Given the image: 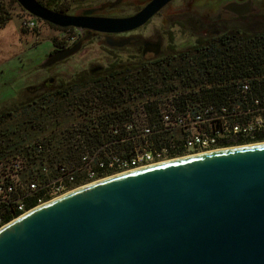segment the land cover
<instances>
[{
    "label": "water",
    "instance_id": "95a60500",
    "mask_svg": "<svg viewBox=\"0 0 264 264\" xmlns=\"http://www.w3.org/2000/svg\"><path fill=\"white\" fill-rule=\"evenodd\" d=\"M16 1L59 28L124 34L173 0H153L129 18L72 16L37 0ZM78 49L52 55L46 66ZM0 264H264V143L78 188L0 229Z\"/></svg>",
    "mask_w": 264,
    "mask_h": 264
},
{
    "label": "rangeland",
    "instance_id": "374dc122",
    "mask_svg": "<svg viewBox=\"0 0 264 264\" xmlns=\"http://www.w3.org/2000/svg\"><path fill=\"white\" fill-rule=\"evenodd\" d=\"M37 1L66 15L78 16L85 13L104 18H126L137 11L138 3L134 1L133 5H129L124 2L114 6L118 0ZM188 1H178L173 6L177 10L176 12L180 13L186 9L185 5ZM1 12L8 14L11 20L0 29V146L6 147L7 144L14 143L23 145V148L27 149L21 153L16 151L3 161L20 158L25 163V172L30 173L35 167V164L32 165L31 162L34 161V158L35 161L38 159L35 155H31L33 151L30 147L43 146L44 144L49 148L45 150L44 154H41L39 162L41 165L49 166L52 172L60 165L85 169L83 164L77 163L81 153L73 145L81 144L86 140L80 132L85 133L92 130L95 127V117L98 116L100 121H97L104 123V119L113 113L112 105L114 108L115 105L109 104V92H113L111 93L112 98L118 96L123 93L124 84L116 82L115 87V83L108 77L109 71L120 73L123 69L136 66L139 62L130 59L137 49L132 46L110 51L104 36L93 34L85 38L83 48L75 55L73 54L74 56L71 55L69 60L63 62L68 57L47 67L46 63L54 55L52 52L55 49L72 45L75 40L81 38V35L78 32L60 30L36 19L26 12L16 0H0ZM190 17V24L187 23V26L191 28L180 26L181 20H189ZM190 17L176 16L172 17L170 21L169 18L166 21L161 17L157 18L139 33L138 42L142 40L141 37H153L158 30H166L171 32V37H175L176 45L181 46L189 40L188 32L196 33L201 30L200 18L191 15ZM31 23H35V26L30 25ZM73 39L75 40L73 41ZM243 46L245 45H242L241 48ZM190 49L185 54L183 52L189 49L181 52V59L171 61L172 66L182 62V66L175 67V72L182 73L184 65L187 67V64L199 58V54L193 51L194 47L192 46ZM158 62L161 61L147 63L146 66L139 67L138 71L126 72L121 79L127 81L143 79L145 84H149L153 87L152 91H155V93L150 92L152 95L148 98L155 100L169 92L164 91L166 86H170V81H174L175 84L180 83L178 80L170 79L173 73L166 74L168 69L166 63L159 66ZM119 67H123V69L119 70ZM96 68H99L95 70L97 75L89 77L88 74L92 73L91 70ZM50 79H53L51 84L48 82ZM98 79H101L102 82L92 83ZM89 80H91L90 84L82 85ZM71 84L74 87H70ZM165 84L168 85L164 86ZM113 86L114 89L110 90ZM86 100L93 105L89 107L88 104L87 107L83 106L84 104H79L80 101L86 102ZM139 102L140 99L131 101L129 106H136ZM117 104V109H120L119 103ZM125 105L127 106L126 103ZM89 108H91V118L86 113H80L82 110L88 112ZM113 118L116 117L113 116ZM102 127L104 128V125ZM83 153H91V151L85 149ZM26 154L28 155L24 158ZM40 163L36 165L37 169ZM84 172V170L82 173L80 172L78 187L90 184L86 180V172ZM111 176L113 174L100 179Z\"/></svg>",
    "mask_w": 264,
    "mask_h": 264
},
{
    "label": "built area",
    "instance_id": "2783aa9c",
    "mask_svg": "<svg viewBox=\"0 0 264 264\" xmlns=\"http://www.w3.org/2000/svg\"><path fill=\"white\" fill-rule=\"evenodd\" d=\"M206 59L205 66H211V59L212 66L222 65L224 61L218 51ZM214 70L215 67L201 73V77L195 76L196 79L187 75L171 76L170 79L180 83L165 84L164 92H169L155 100L148 98L152 95L150 92L155 93L149 84L144 83L142 88L131 92L128 83H122L124 91L118 94L119 102L110 103L115 105V108L112 105L113 116L118 112L121 118H106L103 123L95 117V127L84 134L80 132L86 140L73 145L81 153L77 163L86 167L83 169L86 180L92 184L107 175H121L234 146L264 143L239 144L264 136V92L255 90L248 82L239 84L238 80L228 90L219 86L222 101L209 102L203 97L212 88L207 81L208 73ZM113 82L116 87L117 81ZM109 93L111 96L113 92ZM139 99L135 108L129 106L131 101ZM92 105L89 103V107ZM80 113L90 117L91 108ZM85 149L91 153L82 154ZM38 152L43 154L42 146ZM37 156L30 173L25 172V163L20 158L0 163V229L33 209L81 188L78 185L82 167L60 165L52 172L49 166L41 165V156ZM15 211L20 214L15 216ZM7 212L12 218L9 222H6Z\"/></svg>",
    "mask_w": 264,
    "mask_h": 264
},
{
    "label": "flooded vegetation",
    "instance_id": "af4514ba",
    "mask_svg": "<svg viewBox=\"0 0 264 264\" xmlns=\"http://www.w3.org/2000/svg\"><path fill=\"white\" fill-rule=\"evenodd\" d=\"M134 1L138 2L136 5L137 11L126 18L135 16L153 2V0H118L114 6L123 4L124 2L133 5ZM178 1L182 0L171 1L144 26L124 34H103L89 30L81 31L76 28L57 27L60 30H67L68 32H78L81 35V38L77 41L75 40L70 46L66 45L61 47L62 49H55L52 54L70 50L74 47H79V51L83 48V41L88 35L99 34L104 36L106 45L110 48V51L111 49L115 50L120 48H130L132 46L135 47L137 52L130 60L139 62L136 64V67H142L146 66L147 63L149 64L155 61L175 60L181 55L183 50L189 49L186 52H183V54H185L191 50L190 47L192 46L195 49L196 47H201L203 45L209 50L213 45H216V48L214 49H225L227 47H234V45L239 46L245 42H252V39L253 41H264V0H189L186 2V9L177 13V10H175L173 6H175ZM84 15L87 14L84 13L78 16ZM190 15L198 16L200 18L199 24L201 25V30L196 33L188 32L190 36L185 44H182L181 46L176 45L175 37H171V32L166 30H158L153 37H141L142 40L138 42L139 33L144 31L155 19L161 17L166 21L169 18L168 20L170 21L172 17H190ZM89 16L96 17L94 14ZM190 19L191 17L189 20H181L182 23H179L180 26L184 25L185 28H191L187 26V23L190 24ZM125 41H128L125 46H110V44H118ZM212 50L213 49H211L210 52ZM217 51L218 50H216V52ZM71 57L63 62L69 60ZM98 69L99 68L92 69V73L88 74V76L90 77L92 75V77H95L97 75L95 74V70ZM110 72L111 71H109V73ZM110 76L111 75L108 77ZM122 76L123 75H121V77ZM121 77H119L120 80ZM100 80L101 79H98L92 83H98ZM48 82H50V84L53 83V79H50Z\"/></svg>",
    "mask_w": 264,
    "mask_h": 264
},
{
    "label": "trees",
    "instance_id": "16d2710c",
    "mask_svg": "<svg viewBox=\"0 0 264 264\" xmlns=\"http://www.w3.org/2000/svg\"><path fill=\"white\" fill-rule=\"evenodd\" d=\"M45 7L54 11V9H52L49 6H45ZM10 20H11V18L9 17L8 14L1 12L0 13V29H2ZM63 31H67V30H63ZM242 45H245V46H243L241 48ZM214 48H216V45H213L211 47V49H213V50L210 52L211 49L207 50L208 48L203 46V45L201 47H196L193 51L199 53L200 57L198 59H196L195 61H193L192 63L187 64V67H185V65H184V67H183L184 70L182 73L175 72V67L176 66H182V64H181L182 62H179L176 65L172 66L171 64H172L173 60H164V61L158 62V64H159V66H161L162 63H166V67H168V69L166 70V74L173 73V76H175V74L177 73V75H179V76H182V75L186 76L187 75V77H193V78H195V76L201 77V73L209 71L210 69L213 70L215 67L214 71H212L211 73H208L210 76H209V79L207 82L210 85H212V88L208 91L209 94L204 95V97H203V99H208L207 101H209V102L222 101L223 100V94L220 93V91H222V88L220 90L219 86H224V88H226V90H228L238 80H239V84H241L242 82H248L253 86V88L255 90L264 92V41H256V40L253 41V39H252V42L251 41L245 42L244 44H240L239 46L234 45V48H232V47H227L225 49H214ZM216 50H218L219 55L223 56V59H222V60H224L223 64L222 65L217 64L216 66L215 65L212 66L213 59H211V63H209V65H211V66H208V65L205 66L207 64L204 62L205 60H207L206 58H210L211 56H214ZM180 56L178 58L181 59ZM219 60L220 59H218L217 61H219ZM204 66H205V68H204ZM139 67L142 68L143 66L142 67L141 66H137V67L132 66L130 69H127V68L123 69V67L122 68L119 67L118 68L119 70L120 69H123V70L120 71V73H118L116 71H115V73L110 72L111 73L110 78H112L113 81L115 80L117 82H120L121 84L127 82L128 86L131 87V92H134V91L138 90L139 87L142 86V84L145 83V81L143 79H141V80L133 79V80H129V81H127L125 79H121V81H118V80H119V77H121V75H124V73H126V72H131V71H135V70L138 71ZM203 68H204V71H202ZM196 73H199V74L195 75ZM81 81H82V79H81ZM82 83H83V81H82ZM90 83H91V80H89L87 83H84L82 85L86 86ZM195 83L197 84V81H195ZM72 85L73 84H71L70 87H74ZM119 100H120V95L114 96L113 98L111 96H109V102L110 103L111 102L116 103V102H119ZM89 102L90 101H88V100H86V102L80 101L79 104L80 105L84 104L83 106L88 107ZM114 116L116 118H121V114H119L118 112H115ZM111 117H113V114H110L108 116V118H111ZM262 141H264V136H260V137L256 138V140H254V141H246V142L240 141L239 144L257 143V142H262ZM40 146L41 145L30 147L33 151V153H31V155H35L36 159L38 158L37 155L41 156V153L38 152V149ZM43 146L45 147L44 144H43ZM43 146H42V148H43V154H44L45 150L48 149L49 147L44 148ZM57 149H60V148H57ZM26 150L27 149L23 148V145H16L14 143L10 144V145L7 144L6 147L0 146V163L4 162L3 160L7 156H9L10 154L15 153L16 151L21 153V152H24ZM27 155L28 154H26L24 156V158H26ZM55 156H57V155H55ZM13 159H17V158H13ZM34 163H35V158H34V161L31 162V164H34ZM32 206H34V204ZM14 214H15V216L16 215L18 216L20 213L15 211ZM7 215H8V217L6 219V222H9L12 219L10 212H7Z\"/></svg>",
    "mask_w": 264,
    "mask_h": 264
}]
</instances>
